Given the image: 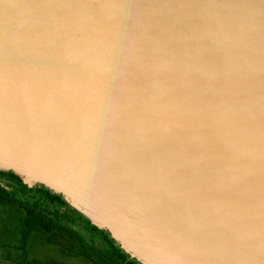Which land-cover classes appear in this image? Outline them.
Masks as SVG:
<instances>
[{
  "label": "water",
  "instance_id": "obj_1",
  "mask_svg": "<svg viewBox=\"0 0 264 264\" xmlns=\"http://www.w3.org/2000/svg\"><path fill=\"white\" fill-rule=\"evenodd\" d=\"M0 172L136 264H264V0H0Z\"/></svg>",
  "mask_w": 264,
  "mask_h": 264
},
{
  "label": "trees",
  "instance_id": "obj_2",
  "mask_svg": "<svg viewBox=\"0 0 264 264\" xmlns=\"http://www.w3.org/2000/svg\"><path fill=\"white\" fill-rule=\"evenodd\" d=\"M6 175H9L11 182L0 181V205L14 206L19 210L13 224L17 233V243L13 246L14 249L24 252L26 242L30 239H38L43 243L57 246L63 253L73 252L74 254L83 255L94 264H136L133 260L128 261L124 255H121V259L117 261L108 248L105 247L102 251H98L92 244L93 242L88 243V245L82 244L83 248L80 250V248L76 246V243H80V241L79 238L75 236V233L59 223L58 215L49 217L46 212L47 205L52 202V199H58L59 197L46 191L39 195L35 194L30 202L27 200L23 201L19 199V197H27L28 193L24 190L26 186L10 172H7ZM89 228L96 231L98 230L91 224H89ZM102 233H104L106 239L112 243V240L107 234L105 232ZM96 252L102 254L99 255L96 254ZM19 255H21V261L19 260V262H17L18 264H56L52 260H27L25 253ZM96 258L100 260V262H97Z\"/></svg>",
  "mask_w": 264,
  "mask_h": 264
},
{
  "label": "rangeland",
  "instance_id": "obj_3",
  "mask_svg": "<svg viewBox=\"0 0 264 264\" xmlns=\"http://www.w3.org/2000/svg\"><path fill=\"white\" fill-rule=\"evenodd\" d=\"M31 197V195L27 194L26 198L19 197V199L30 202ZM18 211L19 210L14 206L0 205V264H10L9 261L15 262L14 264H18L17 262H19L21 258V255L19 254L22 253H25L27 260H52L56 264H94L92 262H87L86 259L84 260L73 256V252L63 253L58 249L57 246L43 243L38 239H30L28 242H26L24 252L14 249L13 246H15L17 243V233L13 224ZM73 224L79 230L77 223L73 222ZM86 239L88 243H92L94 242L95 237H93L91 234H87ZM96 254L100 255L102 253L96 252ZM96 260L97 262H100V260L97 258Z\"/></svg>",
  "mask_w": 264,
  "mask_h": 264
},
{
  "label": "flooded vegetation",
  "instance_id": "obj_4",
  "mask_svg": "<svg viewBox=\"0 0 264 264\" xmlns=\"http://www.w3.org/2000/svg\"><path fill=\"white\" fill-rule=\"evenodd\" d=\"M1 173H0V181L11 182V180L9 179V175L8 176L6 175L7 172H1ZM24 190H26L28 195H31L32 197H34L35 194L39 195V194L45 193L47 191L43 187H26ZM52 195H54V194H52ZM55 196H57V195H55ZM46 212L49 215V217H55L56 215H58L59 216V223L62 226L66 227L67 229H69L70 231H73L75 233V236H77V238H79V241H80V243H76V246L78 248L82 249L83 248L82 244L88 245L86 235L91 234L93 237H95L94 242L92 244L94 245L95 248H97L98 251H100V250L102 251L106 247V248H108L109 251H111V253L114 255V257L116 258L117 261H119L121 259L122 256L115 249L114 243L113 242L111 243L108 239H106L104 233H102L103 231H98L99 229L97 231L90 229L88 221L84 217H82L79 213H77L76 211L71 209L67 204H65L61 200L60 197L58 199H56V198L52 199V202L47 205ZM73 222L77 223V225L79 226L78 227L79 230L76 228V226L73 224ZM72 255L79 257L81 259H84V260L86 259L87 262H91L86 257H84L83 255H79L77 253H75V254L72 253ZM125 258L128 261L132 260V259H128V257H125ZM11 262L9 261L10 264L15 263V262H12V263Z\"/></svg>",
  "mask_w": 264,
  "mask_h": 264
}]
</instances>
